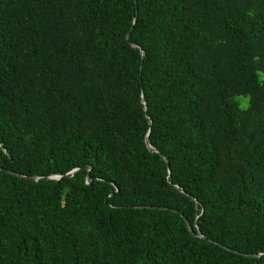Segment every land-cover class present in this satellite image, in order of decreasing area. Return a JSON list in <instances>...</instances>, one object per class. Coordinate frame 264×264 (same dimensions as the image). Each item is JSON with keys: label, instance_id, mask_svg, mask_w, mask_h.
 <instances>
[{"label": "trees", "instance_id": "trees-1", "mask_svg": "<svg viewBox=\"0 0 264 264\" xmlns=\"http://www.w3.org/2000/svg\"><path fill=\"white\" fill-rule=\"evenodd\" d=\"M263 253L264 0H0V264Z\"/></svg>", "mask_w": 264, "mask_h": 264}, {"label": "water", "instance_id": "water-1", "mask_svg": "<svg viewBox=\"0 0 264 264\" xmlns=\"http://www.w3.org/2000/svg\"><path fill=\"white\" fill-rule=\"evenodd\" d=\"M129 37H130V33L127 35V39H129ZM132 46H134V47H137V48H139L138 46H136V45H134V44H132ZM139 50H140V52L142 53V50L139 48ZM143 105H144V110L146 109V106H145V99L143 98ZM146 145H147V147L150 149V150H152L153 152H157L156 150H153L151 147H150V144H149V141L147 140V142H146ZM163 158H164V156H163ZM82 170H86L87 171V174H86V180H87V182L88 183H90L91 182V179H90V172H91V170H92V168L90 167V166H87V167H84V168H81V169H75V170H73V171H71V172H69V173H66V174H60V175H51V176H48V178L49 179H54V180H60V179H62V178H71V177H73L74 176V174L76 173V172H78V171H82ZM13 175H15V176H17V177H19V178H23V179H27V180H31V181H37L39 178L38 177H25V176H21V175H18V174H15V173H13ZM184 221H185V223H186V226H187V229H188V231L189 232H192V228H191V226H190V224L184 219ZM196 237H198V238H203V236L202 235H200V234H197V235H195ZM211 241V240H210ZM215 244H217L216 242H214ZM223 247V246H222ZM223 248H225V247H223ZM237 253V252H236ZM238 254H240V253H238ZM240 255H242V254H240ZM244 256H247V257H251V258H260V257H262V256H264V253L263 254H257V255H244Z\"/></svg>", "mask_w": 264, "mask_h": 264}]
</instances>
